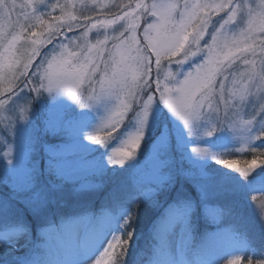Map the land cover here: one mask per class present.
Returning a JSON list of instances; mask_svg holds the SVG:
<instances>
[{
    "label": "rangeland",
    "instance_id": "obj_1",
    "mask_svg": "<svg viewBox=\"0 0 264 264\" xmlns=\"http://www.w3.org/2000/svg\"><path fill=\"white\" fill-rule=\"evenodd\" d=\"M129 2L138 0H35V15L55 24V17L62 12L60 7L53 6L60 5L64 6L65 13L71 12L81 21L87 18L95 23L114 19L121 14L115 5ZM143 2L148 5L178 3L181 6L178 11L182 12L185 0ZM187 2L195 4L205 0ZM234 2L244 7L225 29L229 36L246 27L248 9L258 10L261 0ZM16 3H27V0H16ZM22 11L32 14V8H17L11 15V24L3 21L4 36L0 37V189L9 196L0 191V264H96L105 258L108 244L117 237L121 240L126 237L132 246L129 250L139 251L138 264H233L237 259L240 264L264 262V255L249 241V236L264 241V165L249 169L238 163L251 152L264 154V112L261 111L264 82L254 79L249 85L251 94L243 103L238 95H233L248 83L247 74L252 71L243 58L235 60L217 78L215 91L202 98L199 115L190 117L188 125L160 100V91L155 87L154 55L152 87L141 92L140 99L131 100L128 110L121 107L122 101L130 99L124 91L119 88L112 94L102 91L103 64L79 85L70 79L56 81L53 77L50 86L46 73L62 69L59 65L49 69L48 65L66 52L61 44L68 45L67 51L80 52L65 37L79 38L77 43L83 45L81 34L85 29L82 27L71 32L63 28L51 43L39 45V54L33 57L21 77L23 63L31 55V40L37 38L26 29L24 38L18 41L9 57L8 42L19 31L15 25ZM174 16L179 20L178 14ZM221 17L226 18V14L212 15L200 41L201 48L211 43V34L219 28ZM158 20V16L153 17L149 12L143 14L137 31L141 46L146 43L144 29ZM19 23L36 24L32 31L43 32L39 38L47 39V27H41L35 19L28 22L21 15ZM123 25L124 21H120L106 30L93 29L88 40L95 43L106 33L123 31ZM182 58L181 55L172 62L161 61V85L178 86L175 82L195 72L207 55L198 52L183 64L175 62ZM10 59L17 61L11 68L8 67ZM73 65H76L75 59ZM108 71L110 76L111 69ZM255 71H260L258 66ZM10 81L16 91H3ZM221 84L224 85L222 93ZM147 95L154 100L142 126ZM170 95L175 99V93ZM137 107L134 117L130 118ZM121 111L122 118L118 115ZM164 113L167 117L161 126V136L151 143ZM117 120L119 124L113 127ZM249 120L252 123L247 125ZM139 131H143V140L132 158L124 164L113 162L117 158L115 150L127 147V141ZM92 135L101 137L99 144L90 139ZM40 143L46 157L44 169L42 161L34 159V149L38 146L32 147ZM109 167L113 170L104 177L106 181L100 175ZM240 170H246L247 176ZM50 172L53 188L41 180L43 173L47 178ZM189 188L196 196L192 197ZM124 202L128 207L120 209ZM110 205L113 211L108 210ZM102 206L107 208L94 215L93 210ZM138 206H142V217L147 221H141V227L128 228L134 223L131 211ZM164 206L167 207L164 209ZM67 210L71 213L59 229L50 225L54 216ZM159 214L163 218L152 223ZM32 224L40 231L38 241H32L25 231ZM201 229L204 235L199 238L195 233ZM126 246L116 248L114 264H118L117 257Z\"/></svg>",
    "mask_w": 264,
    "mask_h": 264
},
{
    "label": "snow or ice",
    "instance_id": "obj_2",
    "mask_svg": "<svg viewBox=\"0 0 264 264\" xmlns=\"http://www.w3.org/2000/svg\"><path fill=\"white\" fill-rule=\"evenodd\" d=\"M115 6L121 9V14L115 15L114 19L92 23L87 18H85L87 22L81 21L78 16L71 12L65 13L64 6L55 5L53 7H60L62 15L55 17V24H51L42 17L35 15V0H27V3L19 5L16 0H10V2L9 0H0V37L4 36L3 21H8L11 24V15L17 8H32L31 15L22 11L17 16L15 26L19 28V31L12 35L7 47V52L11 57L18 41L24 38L26 29L32 37H37L31 40L33 45L31 55L23 63L24 71L19 73L23 77L31 65L33 57L39 54V45L51 43L56 36L61 34L63 28H67L70 32L77 28H84L85 31L81 34L85 41L83 45L77 43L79 38L65 37L68 44L79 48L80 52L67 51L68 45L61 44L66 52L61 53L60 58L54 59L48 67L52 69L54 65H59L62 70L46 73L49 85L51 86L54 82L53 77L56 81L70 79L79 85L86 77L92 76L103 64L104 79L100 81L102 91L106 94H112L116 88L124 91L126 97L130 98L128 101H122L121 107L124 110L131 108V100L140 99L139 94L152 87V56L154 55V63L157 69L155 87L156 90L160 91V100L166 103L188 125H190V117L195 118L199 115L203 107L202 98L209 97L215 91L217 78L224 75L225 69L230 67L235 60L243 58L244 63L252 68V71L247 74L248 83L244 84L238 91L233 92L234 96L238 95L241 103L251 94L249 85L254 79L264 82V0H261L258 10L248 9L246 27L241 28L238 34L231 36L225 33V29L236 20L244 7L242 4L235 3L234 0H205V2L195 4H189L185 0L182 12L178 11L181 7L178 3L148 5L143 0H138V2ZM101 7H106V5H101ZM145 12H149L153 17L158 16L159 20L156 23L148 24L144 29L143 39L146 43L141 46L137 31ZM221 12L226 14V18L221 17L222 22L219 23V28H216L211 34V43H207L206 48H201L200 41L208 30L212 15ZM174 14L179 15V20L175 19ZM21 15L25 21L30 22L35 19L41 27L46 26L47 39L39 38L43 36V32L32 31L36 24L19 23V16ZM120 21H124L123 31H114L111 35L106 33L103 39H97L95 43L88 40V34L93 29L106 30ZM109 43L111 44L110 48ZM198 52H206L207 59L204 64L198 65L195 72H189L183 81L175 82L178 86L161 85L159 70L162 60L166 59L172 62L173 58L182 55L183 58L175 62L183 64L186 60L195 57ZM105 53H107V59H105ZM249 56L251 59L248 58ZM258 56L259 65H257ZM74 59L76 60L75 66L73 65ZM16 63L17 61L10 59L8 67L11 68ZM257 66L260 69L259 72L255 71ZM109 69H111L110 76ZM171 75L169 73V76ZM224 79L227 80V76H224ZM105 84H107L106 88ZM223 88L224 85L221 84V93ZM3 91L15 92L16 88L10 81L8 87L4 88ZM171 93L176 94L175 99L170 95ZM73 98H75L74 94ZM220 98L223 99V95ZM153 100V96L147 95L143 102L142 126L148 117ZM261 111L264 112V107H261ZM118 115L122 118L123 111L119 112ZM246 123L249 125L252 120ZM118 124L119 120L113 127ZM208 134L211 135V133ZM143 135V131L137 132L134 137L127 141V147L116 149L117 158L113 162L124 164L126 159H131L134 150L139 148ZM90 139L101 141V137L98 135H92ZM222 162L229 165L231 163L229 161ZM240 171L247 176L246 170ZM126 244V240H121L119 237L115 238L108 244L107 250L104 252L105 258L97 260L96 264H114L113 257L116 255V248ZM233 264H240L239 259L233 261ZM260 264H264V262H260Z\"/></svg>",
    "mask_w": 264,
    "mask_h": 264
},
{
    "label": "trees",
    "instance_id": "obj_3",
    "mask_svg": "<svg viewBox=\"0 0 264 264\" xmlns=\"http://www.w3.org/2000/svg\"><path fill=\"white\" fill-rule=\"evenodd\" d=\"M137 110H138V107L135 108V110L131 113L130 118H133L134 117V115H135L134 112H136ZM166 117H167V114L164 113L163 116H162V118H161V120H160V122H159V124H158L159 126H158V128H157L154 136L151 139V143L152 142L154 143V141H157V139L161 136V131H162L161 126H162V124L164 125V122L163 121H165ZM36 119H37V121H38V123L40 125L39 118H36ZM40 141L43 142V139H40ZM42 144L43 143H40L39 145H35V146H32V147L38 146V147H36L34 149L35 150L34 151V154H35L34 159L38 158V160H41L42 161V167L44 169V164H45V161H46L45 160L46 157H45V154H44L43 149H41L42 148ZM238 163H239V165L243 166L244 168H249V169L252 166H261V165H264V154H261V153H258V152H252V153L246 155V157L240 159L238 161ZM113 167L118 168L117 166H113ZM113 167H109L108 169H106L104 171L105 172L104 175L103 176L100 175V176L102 178H104L107 175H109L111 173V171L113 170ZM51 175H52V172H50L49 173V176L46 178L45 175H44V173H43L42 176H41V180L46 181L48 183V185L53 188V184L51 183L53 181L52 180L53 179L52 178L53 176L50 178ZM104 179H101V180L104 181ZM61 181L64 182L65 180H61ZM55 184H57V183L55 182ZM189 189H190L189 191H190L192 197L193 196H196L195 195L196 192L193 189H191V188H189ZM0 191H2L3 194H5L7 197H9L8 194L5 191H3L1 189H0ZM173 195L175 196V191H173ZM125 204H127V203L124 202L122 208H120V209H125L126 207H128V205L127 206H124ZM141 207L142 206H138V207H136V209H133L131 211V213H132V218L131 219L133 220L134 223H133L132 226H130L128 228H133V226L141 227V224H139L141 221L143 223H146L147 219H146V217H142L144 213H143V208H141ZM105 208H107V207L106 206H102V207H99L97 209H94L95 211L93 210V212H94L93 214L94 215H98L99 214V210L100 209H105ZM108 210L113 211L111 205H110V208ZM70 213H71L70 210H67V211L61 213L59 216H56V217L54 216V220L52 221V223L50 225L60 226V223L63 222V221H65L69 217ZM28 216L31 217V215H29V214H28ZM228 218H229V216H228ZM153 219H155V218H153ZM14 225L17 227L16 224H14ZM197 225H200L199 222L197 223ZM31 226L32 227H26L25 228V231H26V233H28V234H30L32 236V241H38L39 240V238H38L39 237L38 236L39 234L38 233H40V231L38 230L37 226H35L33 224ZM199 227L201 228V226H199ZM202 229L200 231H197L201 235H203V232H202L203 230ZM128 230L131 231V229H128ZM124 240L127 241V244H126L127 246H126V248L124 250L122 249V251L120 252L119 256L117 257L118 264H138V261L137 260L140 259V256H141L139 254V251L137 252V251H134V250H129V249H131L132 246H131L130 243L128 244V240L126 239V237H124ZM249 241L251 242V245H254V248H256V250H257V252L259 254L264 255V241L263 240H261L260 238H254V237H250L249 236ZM143 249L144 248L141 247L140 250L144 251ZM121 253H123V254H121ZM149 259L147 258L148 261H150ZM141 263H143V262H141Z\"/></svg>",
    "mask_w": 264,
    "mask_h": 264
},
{
    "label": "clouds",
    "instance_id": "obj_4",
    "mask_svg": "<svg viewBox=\"0 0 264 264\" xmlns=\"http://www.w3.org/2000/svg\"><path fill=\"white\" fill-rule=\"evenodd\" d=\"M92 141H93L94 143H98V144L100 143V141H96V140H92Z\"/></svg>",
    "mask_w": 264,
    "mask_h": 264
}]
</instances>
